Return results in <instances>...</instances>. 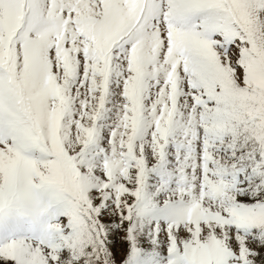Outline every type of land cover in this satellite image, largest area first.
<instances>
[{
  "label": "snow or ice",
  "instance_id": "obj_1",
  "mask_svg": "<svg viewBox=\"0 0 264 264\" xmlns=\"http://www.w3.org/2000/svg\"><path fill=\"white\" fill-rule=\"evenodd\" d=\"M0 264H264V0H0Z\"/></svg>",
  "mask_w": 264,
  "mask_h": 264
}]
</instances>
